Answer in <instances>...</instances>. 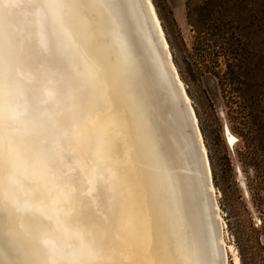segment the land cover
I'll return each instance as SVG.
<instances>
[{"label": "water", "instance_id": "water-1", "mask_svg": "<svg viewBox=\"0 0 264 264\" xmlns=\"http://www.w3.org/2000/svg\"><path fill=\"white\" fill-rule=\"evenodd\" d=\"M23 1L25 0H11L6 5V7L9 5L8 7L10 9H22L21 15L18 17V22L15 23L13 28L14 32L12 34L17 37H26L31 40L33 45H36L41 41L42 34L45 29V16H47L50 20L61 21V24H64L67 27V33L64 32L65 35L63 37V44L66 50L65 56L68 63L75 69L74 72H67L59 67L54 69L52 65H50L49 70L44 74L43 87L39 90L35 85L29 83L28 81L21 80V85L24 86L23 82H25L26 86L24 87H29L27 90L29 91L30 96L37 93L39 95L40 102L45 100L49 103H47L49 106H45V108L44 106L40 107L41 113L37 116L33 114L34 119L30 124L35 127L36 123H42V126L45 129L44 132L47 134L44 136L43 134L39 135L41 141L47 144L49 154H71L72 159L70 163L79 169L78 181L87 182L88 184V187L85 188L84 191H88L93 187V185H95V190L88 197L91 198V203L94 206L97 204L101 206L99 214L105 219L104 221L108 219L114 220L113 214L106 210V208L109 202H116L118 195L120 196L119 187L121 186V178L116 177L111 167L102 164L103 162H101V160L100 162L97 161V163H95L96 165L91 163L89 166L86 165L85 161H89L90 158L83 155L84 149L82 150V148H84V146L82 143H76L78 147H75L76 144L73 147L69 144L73 138L77 137V133L75 130H72V127L81 125L83 118L95 115L94 113L96 110L92 108V105L83 108L81 107L77 110L74 108V96L73 102L71 103L63 104L60 102L61 98L65 95L66 90L76 88V94L81 92H79V89L84 82V76L82 75L83 73L85 74L82 68L83 62H92V66L95 69H99L101 73L104 71L103 73L106 74V76L114 74L115 76H113L116 77V79H112V77L109 79L111 80L112 88L119 91L117 98L115 97L117 101L116 103L113 101L112 95L109 92L106 93L105 97L111 98L113 101L117 118L116 123L119 126L117 129L119 137L124 135L128 138L129 141L125 137L131 150V156L134 158L135 163L139 168V175L140 179L142 178V182H144L146 186L154 184L157 185L158 188L163 187L165 193L166 190L170 193L169 204L172 207H169L170 209L165 213V209H168V205L167 208L160 205L163 208V215L160 218L157 215V210L154 208L155 205L158 206L157 201H159V193L156 194L158 189H156V192L153 191L152 194H148V190L150 189L149 187L146 189L148 206L151 209H155L154 215L151 216L152 219H156L153 226L157 227V231L160 232V238H162L160 247L163 250L160 252L158 257H163L167 264H180L179 259H183L182 253L183 250L186 249V244L188 243L187 238H194L190 232L192 225L190 224V228L187 225L188 221L190 223L191 215L190 212L186 210L184 204V202H186L185 198L187 199L184 195V189L182 187L184 180L181 182L182 175H177L179 166L174 167L172 160L171 166L165 169H162L157 162V155L160 152L167 155V149H175L173 143L174 141H172V131H174L172 128L173 123L170 120V114L168 112L165 114V111H163V105L159 99L161 98V95H158L159 85L157 79L154 77L152 71L148 69L146 64L143 63V58H141V53L138 52L136 47L137 45L134 43V40H131V44L128 43L135 54L134 61L132 57H130V61L135 64L140 63V65H142L146 90L143 89L142 85L138 84L139 86L135 95H131L129 92L128 82L131 74L130 70L133 71V65L131 64V67L127 62L126 67L124 66L123 62H125V60L120 55V43L119 40H115L114 32L116 29L120 33H126V31L129 32L131 30V24H128L126 18H124V9L122 11L123 24L121 26L119 22L115 20L111 10L108 9L86 8L83 9V12L79 10L69 14H66L63 10L59 9H48L47 12H44V14L40 11V13L35 14V16H31L30 13L26 14ZM139 1L155 37L157 48L161 54V59L159 60L165 63V75L167 78L165 79L167 83L172 84L176 91L175 83L172 80L167 67V60L158 36L154 31L151 18L146 10L144 1ZM12 17L14 16L12 15ZM29 17H37L38 19L36 21ZM68 49L69 51H67ZM84 58L87 59L84 60ZM59 73L62 77V84L59 92H57V76ZM15 81L16 80H14V82ZM146 84H148L149 89ZM18 87L19 86L16 83L15 88L18 89ZM150 90L152 92H150ZM147 91L149 93H147ZM11 92L12 84L10 81L9 86L3 90V93H5L2 99L3 105L7 109L5 116L11 115L14 117L10 123H13L14 127L15 125L13 121L19 122V129L9 126V135L11 136H9L8 140H11L12 144L10 146L11 151L8 153V158L6 159L7 165L2 168L0 167V198L2 197L3 201L4 194L7 193L9 201L8 207L13 213L11 219L9 220V223L11 222V233H14V236H17V238L21 241L27 242L30 239L26 236L30 237L32 235L29 231L30 224L35 221H39L43 228H46L47 226L49 228L46 233H42L40 236L38 235V237L44 238V240L53 243L56 241L57 237L59 239L58 246H46L44 243H41L42 249L45 251V255L47 254V258L51 257V254L55 253L58 248L60 256L63 257L61 258L68 261L69 264H88L89 257L90 260L95 258L94 255L89 256V252L87 250L89 246L88 240L93 237L91 226H93L94 222L91 220L92 216L82 211L83 205L80 197L72 194V190L78 187V184L68 187L65 186L66 182L62 179V177L65 173L69 172L67 162L62 165H57L54 170H45L42 167V160L44 157L39 155L36 150H33L31 159H26L27 150L32 144V139L26 138V132H30L33 137V134L37 133L38 129L35 131V129H32L27 125V117L29 113H23L19 111L18 108L14 107V105H12V107L9 105L8 99L11 97ZM56 96L57 101L55 100ZM105 97H103V99H105ZM176 97L178 106L182 108L187 120V127L185 128V131L189 133L191 138L194 140L196 148L197 141L193 126L177 91ZM102 103L103 100L101 102V108L103 106ZM156 103L158 106L157 109ZM50 105H52V107L47 110ZM54 106H59L64 111H62L60 115L69 114L71 119L70 128L67 126L65 128V126L57 122L56 112L59 110H56V108L54 109ZM156 113L158 117H156L155 120H158L159 118L161 125L157 134L153 135L151 133V136L147 137L145 134V127H149L152 130L150 124L154 125V127L157 126L156 121L151 116ZM159 113L161 117L159 116ZM96 118H98V115H95V120ZM160 129L161 133L159 132ZM19 130H22L24 135L16 137L14 133ZM165 131L168 136L167 141L164 134ZM162 135L165 137L162 138ZM159 140L160 144L157 142ZM73 148H78L79 152ZM153 154L155 159L152 158ZM80 156L83 160V156L85 157V163H83V160L79 158ZM93 157L98 158L94 155ZM148 157H151L153 162L158 167L153 176H150L149 174ZM198 157L200 161V156ZM200 163L202 164V162ZM97 164L100 165L98 166ZM175 165H177L176 162ZM199 170L212 216V205L207 190L204 168L202 167L201 169L200 166ZM184 179H186L185 175ZM163 197V203L165 205L167 204V201L165 196ZM63 198L64 200H62ZM0 210H2V208H0ZM81 219H84V221L82 222ZM213 219L214 218L211 220L212 223ZM180 220L186 221V231L188 237L187 234L182 235L181 231L184 229L182 228L183 230H181V228H179ZM97 224H99V221ZM15 243L20 253L21 242ZM89 251H92V248ZM97 252L98 251H96V255ZM90 254H92V252H90ZM37 259V256H33V258L30 257V264H39ZM43 264L45 263L43 262Z\"/></svg>", "mask_w": 264, "mask_h": 264}, {"label": "bare ground", "instance_id": "bare-ground-1", "mask_svg": "<svg viewBox=\"0 0 264 264\" xmlns=\"http://www.w3.org/2000/svg\"><path fill=\"white\" fill-rule=\"evenodd\" d=\"M11 0H0V34H2L5 30L10 31L13 33V28L15 26V23L18 22V17L21 15L22 9L18 8V10L10 9L6 7L7 3ZM144 5L146 6V10L151 18L152 24L154 26V31L156 32L158 39L160 41V44L163 48L164 55L167 60V67L169 69L170 75L172 77V80L175 83L176 91L179 93L180 98L182 99L184 109L188 113L189 119L192 123L195 138L197 141V146L195 148L194 140L191 138L190 134L185 131V128L187 127V120L185 118V114L183 113L182 108L178 106L177 97H176V91L172 84L167 83L166 81V75H165V63L161 60V54L157 48V44L155 41V37L153 35V32L151 30V27L149 26L146 16L144 14V11L141 7V3L139 0H124L125 7L124 9V18H126V21L128 24H131V30L129 32L126 31V33H120L116 29L115 32V40H119L121 51L120 55L124 58L125 62H123L124 66L126 67L127 62L131 66L133 65V71L138 73V84L142 85L143 89L146 90L145 83H144V72L142 71V65L140 63L135 64L134 62H131V58L128 54L127 47L125 44V40L127 41V44H131V40H134V43L137 45L138 52L141 53V58H143V63L146 64L148 69L152 71L154 77L157 79L158 85H159V92L158 95H161L160 102L163 105V111H165V114L168 112L170 114V120L172 121L173 130L172 131V141H174V147L175 149L168 150L167 149V156L172 160V164L174 163V167H178V174L182 175L181 182L184 180L183 183V189H184V195L187 197L185 198L184 204L186 207V210L190 212V223L188 221L187 225L190 228V224L192 225L190 228V232L192 233L193 239L188 237L187 231H186V221L180 220V226L182 235L187 234V244L186 249L183 250V259H179L180 264H227L226 260V252H227V245L225 244V241L223 239V227L224 222L220 214V209L216 200L215 196V190L213 187L212 179H211V172L209 167V161L206 155V150L202 142V137L200 130L197 125V118L194 112V109L192 107L190 98L185 90L184 84L177 72V69L173 63V60L171 58V53L168 47L167 40L164 36V32L162 29V26L160 25L159 18L157 16L155 7L151 0H143ZM23 4L25 6V12L30 13L31 16H35V14L40 13V9L35 7L33 5V0H25L23 1ZM32 6V7H31ZM31 8V10H30ZM83 12V9L81 10ZM44 14V12H42ZM12 15L14 17H12ZM33 20L37 21V17H29ZM59 19V18H58ZM61 22V21H60ZM63 31L67 33V27L66 25L62 24ZM133 31V32H132ZM122 34V36H121ZM134 37V38H133ZM114 38V36H113ZM125 40H124V39ZM69 41V39H68ZM67 41V42H68ZM70 45V44H69ZM68 45V47H69ZM64 54L66 55L65 48L63 49ZM69 51V49L67 50ZM80 59V57H79ZM87 58H84V60ZM92 62L85 61L83 62L82 68L85 72L82 76L84 79V82L87 81L89 85V102L87 105L84 104V102L81 99V88L79 89L78 94L75 92L77 91L76 88L69 89L65 91V95L63 98H61V103L68 104L73 102V96L75 99V107L77 110L81 107H87L92 105V108L96 110L94 113L95 115H98V118L95 120V115L93 116H86L83 118V121L81 122V125L77 127H72V130H75L77 133V137L73 138L69 144L73 147L76 143L81 142L84 148L83 155L88 156L90 158L89 161H85V157L83 156L84 160L80 156L79 158L83 160V163L86 165H91L97 163V161L103 162L102 164H105L107 166H110L113 170V173L116 175V177H120L122 180V184L119 187L120 190V196L118 195L117 203L123 205V220L122 222H117L115 219L107 220V224L104 223V218L100 216H92L91 220L94 222L93 226L94 228H99L98 235L96 231V238L93 236L92 239L89 238L88 243L89 246L87 248L89 252V256L94 255L95 262H98L97 264H104L107 262V260H104L103 258L113 256L115 255L111 254V249L115 250L117 253V256L120 255L118 258L119 260H123L125 264H159L155 261V257H158L160 255V252L163 250L160 247L161 239L160 238V232L157 231H150L149 226L147 224L150 223L151 226L154 225L156 219H152L151 216L154 215L155 209L157 210V215L161 218L163 215V208L160 205H163L166 211L170 209L169 207H172L169 204V196L170 193L166 190V193L163 189V187H157V185H147L142 182V178L140 179V175H138V172L136 170L135 166V160L131 156V150L128 145V138L126 136L119 137L118 133V124L116 123V111L113 106V101L116 103L117 94H119V91L117 89H113L111 86V77L112 79H116L112 74L110 76H106L103 72L99 69H95L92 64ZM52 67L57 69L58 67L56 65H52ZM132 67V66H131ZM131 73L133 72L130 70ZM110 78V79H109ZM166 78V79H165ZM16 78H13V81L11 80L12 84V92L11 97L8 99L9 105L12 107L18 108L19 111L23 113H29L27 117V125L31 127L32 129H35V131L40 132L39 134H45L44 128L42 126L41 122L36 123L35 127H33L30 123L34 119L33 114L37 116L40 111V107L45 108V106H49L47 101L40 102L39 95L36 93L35 95L30 96L29 91L27 90L29 87L26 86V83L23 85H19L18 89H16ZM57 92H59L61 84H62V77L60 73L57 76ZM113 82V81H112ZM148 88V84H146ZM149 89V88H148ZM35 91V90H34ZM111 93L113 101L111 98H106V93ZM150 92H152L150 90ZM147 93H149L147 91ZM64 94V93H63ZM5 93L0 92V104H3V96ZM105 97V99H103ZM116 97V98H115ZM55 100L57 101V96L55 97ZM103 100V106L101 108V102ZM156 101V100H155ZM42 103V104H41ZM48 103V104H47ZM73 105V104H72ZM71 105V106H72ZM25 106V107H24ZM52 107H48L47 110H49ZM54 109L59 110L56 112L57 116V122L62 124L63 126L71 127V119L69 114H62V109L59 106H54ZM150 108V106H149ZM158 108L156 103V109ZM19 112V113H21ZM64 112V111H63ZM104 112V113H103ZM106 113V114H105ZM152 118L155 120L157 116L156 114L151 115ZM159 116L161 117L160 113ZM30 117V118H29ZM29 118V119H28ZM156 125L150 124V127L152 130L148 127H145V134L146 136H151V133L153 135L157 134L158 129L161 125L160 120L156 119ZM15 129H19L18 125L19 122L13 121ZM160 123V124H159ZM9 126L13 127V123H10L7 121V116H5V122L3 124H0V140H8L9 139ZM13 127V128H14ZM161 133V129L159 131ZM166 136V141L168 140V136L166 134V131L164 132ZM16 137H21L23 134V131L19 130L16 133H14ZM27 139H32V134L30 132H26ZM34 135V134H33ZM162 135L161 137H165ZM49 137V136H46ZM127 138V140L125 139ZM224 137L226 143L233 147L236 142V137L229 131L228 127L225 126L224 128ZM109 140V141H108ZM233 142H229V141ZM66 141V140H65ZM158 144H160V140L157 141ZM75 147H78L76 144ZM82 147V146H81ZM77 152H79L78 148H73ZM95 150V151H93ZM11 150L8 149V145H3L0 147V152L3 153L2 158L7 159L8 153ZM198 155H197V153ZM97 156L96 157H93ZM200 156V161L199 157ZM152 158L155 159L154 154L152 155ZM151 157H148V165H149V174L150 176H153L156 169L158 168L156 164L153 162ZM140 160V158H139ZM85 161V162H84ZM137 162V161H136ZM175 162L177 165H175ZM202 162V164L200 163ZM91 163V164H90ZM126 163V164H125ZM98 166L100 164H97ZM127 165V166H126ZM204 168L205 178H206V185L207 190L209 193L210 202L212 205V216H211V210L209 209V201L207 198V195L205 194V190L203 187V180L200 175V168ZM128 167V168H127ZM2 168V167H1ZM148 170V168H147ZM184 175L186 179H184ZM120 183V182H119ZM175 185V182H174ZM187 186V187H186ZM149 187L148 194L153 191L156 192V189H158L159 193V201H157L158 206H154L153 209H151L148 206L147 203V196H146V189ZM165 196V199L167 201V204L164 205L163 199ZM183 197V195H182ZM64 200V198L62 199ZM158 200V198H157ZM192 201V202H191ZM88 202L91 203V198H88ZM148 207L147 208V215H144V213H141L142 206ZM4 205L2 204V197L0 198V208L3 209ZM209 209V210H208ZM85 213V212H84ZM89 215V214H88ZM150 218L149 220H146V217ZM211 217V219H210ZM213 219V223L211 220ZM11 219V217H10ZM188 219V215H187ZM82 222L84 219H81ZM143 220V221H142ZM99 221V224L97 222ZM2 222V221H0ZM11 223V222H10ZM112 223V224H111ZM99 225V227H98ZM214 226V227H213ZM48 226L46 228H43V226L40 224L39 221H35L34 223L30 224V234H32L30 237L26 236L28 239L27 242L21 241L17 236H14V233H11L13 236V239L15 242H21L20 243V257L16 256H8L6 255L2 249H0V264H5V262H9V264H18V259H24L27 264H30V257L33 258V256L38 257L39 264H45L47 263H53V264H69L68 261L63 260L62 256H60L59 249L57 248V251L52 256L47 258V254L45 255V251L42 249V244L44 243L46 246H58L59 239L56 238V241L49 242L47 240H44V238L38 237L40 234H44L48 231ZM183 228V229H182ZM20 229V228H19ZM92 229V227H91ZM96 230V229H95ZM21 231V230H20ZM123 236V242L124 244H117V241L120 240L121 235ZM24 235V234H23ZM52 235V234H51ZM93 240L96 242L93 244ZM102 241L101 244L103 246L96 247L97 241ZM93 241V242H92ZM26 243V244H25ZM42 243V244H41ZM112 243V244H110ZM31 245V246H30ZM104 245L107 246L104 248ZM27 248V249H25ZM92 251H89L91 250ZM98 248V252L96 255V250ZM228 248L230 250H233L232 246L229 245ZM227 249V250H226ZM32 251V252H31ZM47 252V251H46ZM92 252V254H90ZM111 254V255H110ZM62 257V258H61ZM52 260V261H51ZM51 261V262H50ZM89 261L90 257H89ZM233 261L234 264L239 263V258L236 255V253H233ZM91 264V262L89 263ZM164 264H167L166 262ZM177 264V263H176Z\"/></svg>", "mask_w": 264, "mask_h": 264}, {"label": "rangeland", "instance_id": "rangeland-1", "mask_svg": "<svg viewBox=\"0 0 264 264\" xmlns=\"http://www.w3.org/2000/svg\"><path fill=\"white\" fill-rule=\"evenodd\" d=\"M151 1L198 121L224 222L227 264H234L233 253L238 264H264V0ZM225 126L236 137L233 147ZM147 208L141 213L147 215ZM91 227L96 238L100 227ZM111 250L115 257L103 258L104 264H125Z\"/></svg>", "mask_w": 264, "mask_h": 264}, {"label": "snow or ice", "instance_id": "snow-or-ice-1", "mask_svg": "<svg viewBox=\"0 0 264 264\" xmlns=\"http://www.w3.org/2000/svg\"><path fill=\"white\" fill-rule=\"evenodd\" d=\"M33 5L42 12H47L48 9L63 10L66 14L79 11L86 8H100L111 10L116 21L122 26L123 16L122 11L125 7L124 0H33ZM65 33L63 26L58 20H50L45 16V29L42 34L41 41L33 45L30 39L26 37L14 36L10 31L5 30L0 34V92L9 86L10 81L16 78V83L19 86L21 80H26L36 86L39 90L43 87L44 74L49 70L50 65H56L67 72H74L75 69L68 63L64 54L63 37ZM127 51L130 57L135 59V54L130 45L127 44ZM138 73L133 71L130 74L128 88L131 95H135L138 89ZM89 85L85 81L81 85V99L85 105L89 102ZM7 109L3 104H0V124L5 122V112ZM14 119L11 115L7 116V121ZM230 143L233 141H229ZM12 144L11 140H0V147L8 145L9 150ZM33 150H36L39 155L44 158L42 167L45 170H54L57 165H62L67 162L69 172L65 173L62 179L66 182V187L77 185L78 187L72 190L73 195H78L82 201V211L92 216H98L100 205H93L88 202V197L95 190V185L88 191H84L88 187L87 182L78 181L79 169L72 165L71 154L61 153L52 155L48 153L47 144L40 139L39 133H35L32 137V144L27 150L26 159H31ZM3 153L0 152V167L7 165V160L2 158ZM157 162L162 169L171 166L170 158L163 152L157 155ZM8 195L4 194L3 209L0 210V249L8 256L20 257L19 250L11 234L10 217L12 211L8 207ZM123 205L117 202H109L106 210L110 211L117 222L123 220ZM9 264V262H5ZM18 264H27L24 259H18Z\"/></svg>", "mask_w": 264, "mask_h": 264}]
</instances>
